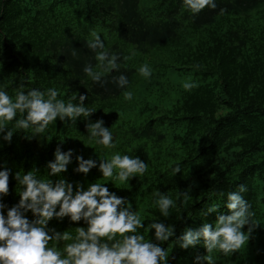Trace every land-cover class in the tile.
Returning <instances> with one entry per match:
<instances>
[{
    "label": "trees",
    "instance_id": "trees-1",
    "mask_svg": "<svg viewBox=\"0 0 264 264\" xmlns=\"http://www.w3.org/2000/svg\"><path fill=\"white\" fill-rule=\"evenodd\" d=\"M215 2L214 10L192 13L183 0H0V91L14 101L17 90L56 89L65 104L86 95L83 105L94 111L75 122L57 118L41 135L15 129L14 120L6 125L14 130L10 143L3 140L7 129L0 132V170H10L5 216L19 203L17 173L64 179L73 191L76 184L86 190L101 183L132 205L143 224L137 234L169 252L166 264H205L204 241L182 249L179 238L229 214L228 194L244 185L240 195L259 227L235 256L211 255L214 264H264V0ZM92 33L103 51L119 57V69L103 73L98 83L83 72L87 63L100 71L94 57L101 49L88 47ZM143 65L150 76L140 75ZM120 75L128 78L125 88L112 82ZM188 78L197 85L191 90L183 88ZM98 120L112 132L114 148L87 138L86 125ZM57 148L72 151L71 163L49 175ZM115 154L139 157L147 170L123 184L104 179L100 160ZM77 156L96 167L87 175L75 172ZM157 190L174 201L168 217L155 204ZM213 205L218 210L207 212ZM153 222L172 226L174 235L155 241V230L145 231ZM77 227L87 225L68 217L48 223L73 235Z\"/></svg>",
    "mask_w": 264,
    "mask_h": 264
},
{
    "label": "clouds",
    "instance_id": "clouds-1",
    "mask_svg": "<svg viewBox=\"0 0 264 264\" xmlns=\"http://www.w3.org/2000/svg\"><path fill=\"white\" fill-rule=\"evenodd\" d=\"M184 5L192 12L199 13L205 8L216 9L215 0H183ZM223 11V10H222ZM88 42V47L96 51L94 59L98 62L95 71L91 63H87L83 72L95 83L101 81L103 73L118 70L117 55H109L103 51L104 44L96 33ZM75 56L76 52L73 51ZM142 76H150L151 70L147 65L139 69ZM118 88H125L128 78L124 75L113 78ZM197 85L185 82L183 88L191 90ZM47 96V98H45ZM56 89H48L47 93L31 90L27 93L17 90L15 100L5 91H0V132H5L3 140L11 142L14 130L6 127L15 120V129L31 130L32 135L43 134L57 118H65L75 122L78 117L87 119L94 111L83 105L86 95H79V104H65L58 100ZM125 100L132 99L130 91L124 92ZM19 113V119L17 114ZM26 114V115H25ZM103 121L89 122L86 125L88 139L98 146L114 148L113 134L105 127ZM72 151L62 153L59 148L55 151V161L48 163L49 175H58L67 171L71 163ZM78 167L75 172L87 175L96 167V162L89 158L85 160L77 156ZM147 164L129 155L115 154L110 160H100L99 171L104 179L114 178L121 184L128 182L138 174L143 175ZM180 172V167L173 169ZM10 170H0V264H166L169 252L146 240L143 234H137L143 227L140 215L132 211V205L124 198L118 197L101 183H92L85 190L82 185L73 184L64 179L55 183L47 178H38L36 171L21 175L17 173V194L19 203L3 214L6 207L2 199L9 194ZM244 185L239 186V192H230L225 205L229 214L217 216L215 224L205 223L199 230L185 229L179 238V246L187 249L195 246L201 239L208 255L202 259L205 264H214L211 253L215 250L225 256L240 250L250 238L254 228L259 224L252 221V213L248 202L240 195L246 191ZM187 195V193H183ZM158 199L155 204L160 213L168 217L169 209L174 207L173 199L160 193H154ZM219 205H213L207 212H216ZM58 209V210H57ZM31 212L33 220L26 218ZM68 217L71 222L81 220L87 225L71 231L57 232L49 229V221H62ZM248 226L245 233L242 229ZM155 230L154 239L166 242L174 235L172 226L161 222H153L145 231ZM69 241H71L69 243ZM63 243L62 247L58 245ZM51 244V246H50ZM199 259V258H198Z\"/></svg>",
    "mask_w": 264,
    "mask_h": 264
},
{
    "label": "rangeland",
    "instance_id": "rangeland-1",
    "mask_svg": "<svg viewBox=\"0 0 264 264\" xmlns=\"http://www.w3.org/2000/svg\"><path fill=\"white\" fill-rule=\"evenodd\" d=\"M186 82H189V83H195V81L193 80V79H190V78H188L187 80H186ZM233 256H235V254H232Z\"/></svg>",
    "mask_w": 264,
    "mask_h": 264
}]
</instances>
